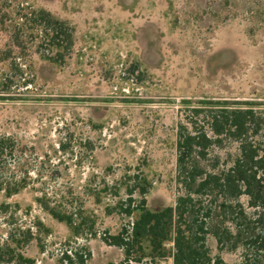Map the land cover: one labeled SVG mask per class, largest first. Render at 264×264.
Returning a JSON list of instances; mask_svg holds the SVG:
<instances>
[{
	"label": "rangeland",
	"instance_id": "rangeland-1",
	"mask_svg": "<svg viewBox=\"0 0 264 264\" xmlns=\"http://www.w3.org/2000/svg\"><path fill=\"white\" fill-rule=\"evenodd\" d=\"M24 9L74 28L64 63L42 57L37 31L13 47ZM0 96L2 264L10 244L34 264H122L106 238L131 228L128 190L133 207L142 186L149 208L175 205L184 103L264 101V0H0ZM172 246L161 257L146 241L130 264H173Z\"/></svg>",
	"mask_w": 264,
	"mask_h": 264
},
{
	"label": "trees",
	"instance_id": "trees-1",
	"mask_svg": "<svg viewBox=\"0 0 264 264\" xmlns=\"http://www.w3.org/2000/svg\"><path fill=\"white\" fill-rule=\"evenodd\" d=\"M26 10L15 14L24 23L16 21L15 16L10 19L11 38L16 39L13 47L23 48L26 33L37 31L42 33L37 48L42 57L52 63H64L75 44L74 28L45 10ZM190 103H184L177 125L175 205L149 208L144 198L148 187L142 186V198L133 207L132 195L137 188L128 190L125 214L134 216L131 228H123L106 241L109 239L111 245L124 250L126 261L122 264H130L134 247L143 250L146 241L161 257L166 256V245L172 244L173 264H229L223 258L226 252L240 255L233 264H264V101ZM11 144L10 138L0 137V155ZM1 190L4 184L0 180ZM17 190L6 188L9 195ZM243 197L247 198L246 203ZM49 211L65 220L50 208ZM210 237L216 242L217 254H213L208 243ZM30 240L31 236L25 242ZM6 248L8 264H34L12 244ZM77 257L74 262L72 256L64 254L71 264H85L82 255Z\"/></svg>",
	"mask_w": 264,
	"mask_h": 264
},
{
	"label": "crops",
	"instance_id": "crops-1",
	"mask_svg": "<svg viewBox=\"0 0 264 264\" xmlns=\"http://www.w3.org/2000/svg\"><path fill=\"white\" fill-rule=\"evenodd\" d=\"M173 258V257H172Z\"/></svg>",
	"mask_w": 264,
	"mask_h": 264
}]
</instances>
